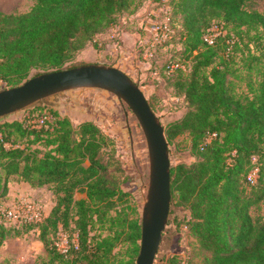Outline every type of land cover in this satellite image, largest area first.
<instances>
[{
    "label": "trees",
    "instance_id": "1",
    "mask_svg": "<svg viewBox=\"0 0 264 264\" xmlns=\"http://www.w3.org/2000/svg\"><path fill=\"white\" fill-rule=\"evenodd\" d=\"M165 2L172 37L159 51L181 43L189 55L196 53L193 66L159 53L150 63L151 71L161 68L162 80H172L187 105L186 113L164 129L167 142L187 134L196 156L193 163L171 165L172 203L190 211L189 231L208 253L202 264H264V222L250 213L264 200V13L249 7L252 0ZM131 4L37 0L26 13L0 12V83L12 88L42 73L85 64L74 60L90 43L111 34ZM214 26L221 33L209 44L205 35ZM244 43H253L257 52L250 50L247 56V89L237 92L235 61ZM139 47L142 58L144 47ZM170 62L185 63L187 71L167 75ZM41 101L23 109L28 111L23 120L0 122V200L8 195L12 177L34 188L51 186L55 206L37 224L51 262L115 264L114 249L128 242V258L118 264H136L142 219L113 214L123 191L105 155L109 138L95 123L74 126L56 110L41 107ZM34 115L45 119L38 127L30 124ZM14 134L27 141L18 142ZM255 169L256 181L250 183L247 177ZM78 192L81 197L76 199ZM99 222L108 235L93 234ZM71 223L77 245L69 236L65 253L57 241ZM26 226L14 228L16 234L33 227ZM12 229L0 219V249Z\"/></svg>",
    "mask_w": 264,
    "mask_h": 264
},
{
    "label": "rangeland",
    "instance_id": "2",
    "mask_svg": "<svg viewBox=\"0 0 264 264\" xmlns=\"http://www.w3.org/2000/svg\"><path fill=\"white\" fill-rule=\"evenodd\" d=\"M37 0H0V12L7 14L26 13L32 9ZM250 8L257 9L264 13V0H252ZM170 6L165 0H132L129 9L122 15L121 21L111 34L99 39L97 44L90 43V53L81 52L74 60L75 63H100L116 66L133 77L137 83L145 89L147 99L153 104L156 115L159 117L164 129L180 119L187 111V105L183 95L172 87V80L154 77L150 70V63L140 58V44L148 39L146 28L149 20H165L169 15ZM219 34L221 28L214 26ZM247 37L245 36V42ZM102 43V45H101ZM109 46H113L114 54L104 57L100 51H105ZM86 48V49H87ZM249 48V49H248ZM257 52V47L253 43L248 46L245 43L239 51L235 68L238 78H233L236 83L237 92L247 89L249 73L247 71V56L249 51ZM107 51V50H106ZM194 53L189 55L181 43L170 44L159 51L162 58L169 56L177 60L187 61L190 66L194 64ZM144 80V82H142ZM5 84L0 83V90L5 89ZM45 109L56 110L60 117L70 119L74 126H78L83 121L95 123L109 138L108 145L105 146V155L110 158L111 168L115 171L123 194L116 200V207L113 214L119 212L122 217L142 219L143 206L146 200L149 187V154L147 142L143 130L132 112L131 108L118 99L114 94L106 90L95 88H79L64 91L50 96L39 104ZM38 115L39 113L34 110ZM49 114V113H48ZM33 117L30 124L40 126L44 122V117ZM28 116L27 110H21L14 114L0 118V122L23 120ZM51 117V116H49ZM18 142H26L16 134L12 136ZM42 150L45 146L37 145ZM170 151V162L172 166L184 162L193 163L196 156L192 152L191 142L187 134L177 136L172 144H168ZM256 159H254L255 161ZM17 177H12L16 181ZM81 197V193L76 194V199ZM39 204L42 206L44 216H48L50 210L55 206L56 198L51 186L42 190H21L20 192L7 195L0 200V210L10 209L20 201ZM250 213L255 220L264 222V200L257 206L250 209ZM190 218V211L177 201L171 202L168 223L163 232V238L156 255L155 264H202L208 253L201 249L196 239L191 235L187 221ZM72 224V223H71ZM13 228L11 235L6 239L0 249V264H67L66 259L51 262L44 244L40 240V231L37 224H32V228L21 234H16L14 225L5 224ZM104 225L97 223L94 226L93 234L108 235V230H102ZM23 225L18 229L26 230ZM70 236V242H74L76 234L74 225H70L68 230L59 235L61 247L67 244L65 237ZM127 243H119L114 249L118 264L121 259H126Z\"/></svg>",
    "mask_w": 264,
    "mask_h": 264
},
{
    "label": "water",
    "instance_id": "3",
    "mask_svg": "<svg viewBox=\"0 0 264 264\" xmlns=\"http://www.w3.org/2000/svg\"><path fill=\"white\" fill-rule=\"evenodd\" d=\"M79 88L111 92L131 108L143 130L150 173L142 211L141 249L136 264H155L172 202L170 152L164 126L131 76L120 68L100 63L42 73L19 86L0 90V118L50 96Z\"/></svg>",
    "mask_w": 264,
    "mask_h": 264
},
{
    "label": "built area",
    "instance_id": "4",
    "mask_svg": "<svg viewBox=\"0 0 264 264\" xmlns=\"http://www.w3.org/2000/svg\"><path fill=\"white\" fill-rule=\"evenodd\" d=\"M149 21L150 22L146 28L149 37L147 40L142 42L140 46L144 47L143 60L148 63H151L152 59H154L159 53L160 46H162L172 37V29L169 24V16L165 20L155 19ZM218 35L219 32L212 28L210 32L205 35V40L209 44H213L215 38ZM176 69H182L184 71H187V65L185 63L180 62H170L165 70V73L167 75H171ZM153 73L156 79H161L160 67H155ZM256 173L257 169H255L252 173L248 175V182L254 183L256 181ZM45 217L46 216H44L43 214L41 205L28 203L22 200L10 209L0 210V219L4 222V224L11 223L12 225L18 228L28 224H39L44 221ZM60 234L62 235L63 231H61L59 235ZM65 241H67V244H65V246L61 247L59 241H57V245L59 246L62 252L66 253L70 248L68 237H65ZM74 245H77L76 239L74 241Z\"/></svg>",
    "mask_w": 264,
    "mask_h": 264
},
{
    "label": "crops",
    "instance_id": "5",
    "mask_svg": "<svg viewBox=\"0 0 264 264\" xmlns=\"http://www.w3.org/2000/svg\"><path fill=\"white\" fill-rule=\"evenodd\" d=\"M89 50H90V47L87 48V49H85L83 52L87 53L86 55H88L89 53L91 55L93 52H90ZM104 50L105 51H100V55L103 52L102 55L104 57H106V56L109 57V56H112L111 54H114V48H113V46H109L107 49H104ZM44 187H47V186L34 188L31 185H29L28 183H26V182H23V181H13V182H10L9 183V193H8V196L10 197V195L16 194V193L20 192L21 190H27V188L32 189V190H42Z\"/></svg>",
    "mask_w": 264,
    "mask_h": 264
}]
</instances>
